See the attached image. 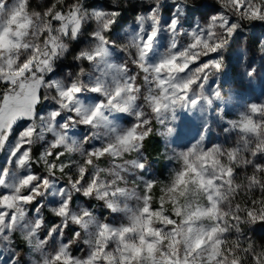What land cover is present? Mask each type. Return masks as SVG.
Returning a JSON list of instances; mask_svg holds the SVG:
<instances>
[{"label":"rangeland","instance_id":"374dc122","mask_svg":"<svg viewBox=\"0 0 264 264\" xmlns=\"http://www.w3.org/2000/svg\"><path fill=\"white\" fill-rule=\"evenodd\" d=\"M80 2L81 0H75V3ZM120 2L119 5H114L112 0H84L88 8L118 7L120 15L110 33L111 38L115 40H122L130 30L134 29L136 16L149 6L147 0H120ZM189 2H194V0H189ZM171 3L172 0H162V7L159 10L161 25L169 19L168 6ZM196 3L198 7L194 6L191 11L186 10L181 15L180 27L185 30L178 38L181 46L188 42L187 31L203 25L212 15L222 11L218 0H196ZM69 6H73V0H62V2L61 0H30L27 3L26 0H14L7 9H0V25H2L0 27V72L6 74L7 78L18 80L24 75L23 68L26 64L34 65L37 69L46 68L45 61L52 59L51 52L59 51L56 45L66 43L68 53L56 57L55 60L56 78L69 84L71 79L79 74L80 68L84 67L83 83L86 86L100 77L110 89L114 83L113 77L117 80L121 78L119 73L111 71L107 72V75H102L107 71L104 63L97 61L98 66H95L73 60V56L81 48L92 46L91 38L88 36V32L92 30L91 23L85 26L76 40L72 41L69 39L61 41L59 32L53 33L49 30L51 28L66 30L65 25L70 21V17L65 18L64 24L54 25L46 12L51 10L55 14L61 8L66 10ZM236 15L240 28L224 53L225 71L220 76L213 74L209 77V82L215 79L217 83L224 84V101L221 107L226 108L227 116L224 120L237 122L234 130L227 131L229 125L225 121L213 119L204 143L199 145L200 151L194 156L189 154L187 157H182L179 153L187 152V147L199 138L197 135L198 122L193 124L187 135L174 143H169L165 148L163 138L159 133L163 132L166 127L179 125L185 115V109L181 101L176 100L174 110L169 106L157 116L147 105L143 104L142 97L146 93L142 91L137 102L144 107L146 118L151 121L149 130L152 132V136L145 141L142 152L134 146L137 143L134 139L126 143H117L118 133L102 124L91 130L84 129V133H88L90 137L87 143L79 140V136L83 135L80 126L74 127L68 133L69 139L66 144H71L73 136H76L79 141L72 146L71 151L66 148L62 149L66 152L64 161L71 164V168L65 169L63 174L57 170L54 178L50 180L49 188L41 189L42 193L45 192L44 195L33 202L44 205L42 212L45 218L44 228L50 225L55 226L52 225L53 223H60L58 218L47 211L51 207L50 202L54 203L58 200L55 195L56 188L66 182L69 176L79 179V168L88 159L86 153L94 148H102L105 144L114 143L118 155L108 154L96 157L91 167L88 168L89 179H96L99 176L101 186L105 183L110 186L115 180L127 192L126 195L112 201L113 206L118 209L116 212L107 208L102 199L95 196L83 197L79 193L72 192V211L78 212L80 209L88 208L93 213V217L88 218L86 230H81L76 224L72 225V228H77L81 232L79 240L69 237L65 229H60L64 239L72 244L69 250L72 255L63 256L64 264H75V257L83 255L89 246L96 251L95 259L102 258L103 264H116L117 257L121 259V264H124V260H127L128 264H152L153 260L168 261L171 257L167 255V252L173 250L177 258L183 257L184 247L187 246L185 235L177 231L170 240L165 235L166 230L171 231L167 224L169 219L175 222L172 228H178L180 224L194 218L195 222L189 227L203 230L199 237L200 254L195 256L193 264H206L209 255L213 253L226 256L229 262L235 258L240 261V264H253L251 254L243 251L249 243L254 245L256 252H264V223L251 225L243 222V212L239 213L242 217L241 222L238 223L233 219L237 215V205L251 209L253 201L264 200V192H261L258 186L249 185V177H252L254 173L258 179L264 181V173L256 170L257 166H264V120L254 119L250 108L251 105H259L264 101V57L258 55L256 51L259 41L264 39V22L253 21L241 14L239 10ZM231 19L233 22L236 20L235 17ZM169 40L170 34L162 29L154 43L150 62H156L159 59L160 54L167 48ZM121 42L126 43V40ZM246 44L251 53L250 59L256 67V75L252 80L246 76L241 79L232 71L240 45ZM124 59L125 57L120 52L113 50V56L108 58L107 62L119 64ZM18 63L19 68L16 67ZM129 68L132 74L139 73L137 84L143 86V74L140 69L130 62ZM68 73H72L73 77L70 78ZM44 74L47 75L46 72ZM22 84L29 95L36 90V83L31 75L22 81ZM229 87L234 89L231 99L226 91ZM194 91L198 97L203 95L205 99L208 98L207 91L201 93L198 88ZM51 94L49 92V95ZM80 98L89 104H95L99 99H103L98 94L88 91L82 93ZM121 103L126 105L128 98L122 97ZM54 107L55 105L50 100L42 102L38 114H46ZM8 108H11V111L0 113V120L10 119L19 112L30 110L16 99L8 101ZM105 111L108 114V110ZM257 111L260 109L258 108ZM114 115L118 117L114 126L118 127L119 132H123L134 122L131 114ZM187 115L190 116L191 113ZM20 123L17 122L10 140L14 141ZM217 145H219V151L207 150ZM42 146L43 142L33 145L37 156L42 151ZM7 156L8 149L0 151V166L6 164ZM141 158L146 164L144 169H139L130 163L139 161ZM230 170L235 173L234 176L230 175ZM32 171L42 178H47L49 175L41 165H35ZM17 179L18 177H14L9 183ZM145 181L153 182L150 196L145 192ZM142 197H147L150 201L151 210L147 216L143 213L139 216L137 214V210L142 207ZM2 203H8L11 207L15 203V193L7 201H0V204ZM20 207L25 213L32 209V205H29V208L22 205ZM143 207L147 210L146 205ZM27 219L31 220L32 217H27ZM104 223L113 228L130 226L131 230L121 231L119 234L104 230L101 235L99 226ZM2 226L5 225L3 218L0 217V227ZM213 226L217 231L223 229V232L219 233L218 243L215 239L216 233L212 231ZM184 231L187 233L186 229ZM133 233L138 234L136 238H133ZM25 234L17 228L14 237L16 243L13 246H19V252L24 256L26 264H32L33 260L36 264H45L47 257L58 246L59 238L57 244H50L41 254L29 248L24 240ZM145 237L154 238L146 240ZM86 241L89 243L86 244ZM35 243L36 240L33 238V244ZM193 246H195L194 242ZM79 248L80 251H78ZM233 252H236L235 257L232 255Z\"/></svg>","mask_w":264,"mask_h":264},{"label":"snow or ice","instance_id":"6c2138e0","mask_svg":"<svg viewBox=\"0 0 264 264\" xmlns=\"http://www.w3.org/2000/svg\"><path fill=\"white\" fill-rule=\"evenodd\" d=\"M13 2L14 0H0V9H7ZM27 2L30 0H26ZM112 2L114 5L121 3L120 0H112ZM147 3L148 8L135 18L136 27L130 30L122 40H115L110 36L120 15L118 7L88 8L85 6L84 0H81L80 3H75L73 0V6L67 7L66 10L61 8L55 14L51 10L46 12L54 25L64 24L65 18L70 17V21L65 25L66 30L49 29L53 33L59 32L61 41L76 40L85 26L91 23L92 30L88 32V36L91 38L92 46L81 48L73 56V60L95 66H98L97 61L104 63L107 71L102 75H107V72L111 71L119 73L121 78L117 80L116 77H113L114 83L110 89L100 77H97L94 83L86 86L83 83L84 67L80 68L79 74L71 79L69 84L56 78L55 60L56 57L68 53L66 43L56 45L59 51L51 52L52 59L45 61L46 68L37 69L34 65L26 64L23 68L24 75L20 76L18 80L7 78L6 74L0 72V85H2L0 87V113L11 111V108H8L10 99H16L30 109L19 112L10 119L0 120V151L8 149L6 164L0 166V201H7L15 193V203L11 207L8 203L0 204V217L3 218L5 225L0 227V264H26L24 256L19 252V246H13L16 243L14 237L17 228L26 233L24 240L29 248L41 254L50 244H57L59 238L58 246L47 257L45 264H64L63 256L72 255L69 251L72 244L64 239L60 229H65L69 237L79 240L81 232L77 228H72V225L76 224L81 230H86L88 218L93 217V213L88 208L80 209L78 212L72 211L73 191L83 197L95 196L102 199L107 208L113 212L118 211L112 201L126 195L127 190L120 187L115 180L110 186L106 183L101 186L99 176L96 179H89L88 168L91 167L96 157L108 154L118 155L116 144L108 143L102 148H94L86 153L88 159L79 168V179L69 176L66 182L56 188L55 195L58 200L54 203L50 202L51 207L47 211L58 218L60 223H53L52 225L55 226L50 225L48 228H44L45 218L42 215L44 205L33 202L44 195L45 192L42 193L41 189L49 188L50 180L54 178L57 170L63 174L65 169L71 168V164L64 161L66 152L62 149L66 148L71 151L72 146L79 142L76 136H73L71 144H66L69 139L68 133L74 127H81L83 135L79 136V140L87 143V139L90 137L88 133H84V129L91 130L102 124L118 133L117 143H126L134 139L137 142L134 146L142 152L145 141L152 136V132L149 130L151 121L146 118L144 107L137 102L143 91L146 93L142 97L143 104L147 105L157 116L169 106L174 110L176 100H180L185 109V115L179 125L171 128L166 127L163 132L159 133L163 138L165 148L169 143H174L187 135L193 124L198 122L197 135L199 138L187 147V152L179 153L182 157H187L189 154L194 156L196 152L200 151L199 145L204 143L213 119L225 121L229 125L227 131L236 128V121L224 120V117L227 116L226 108L221 107L224 101V84L217 83L215 79L209 82V77L213 74L220 76L225 71L224 53L228 50L233 36L240 28L236 15L237 10L253 21L264 22V0H259V2L257 0H218L222 11L212 15L203 25H198L187 31L188 42L182 46L179 44L178 38L185 30L180 27V18L186 10L191 11L192 7H198L196 0L191 3L189 0H172L168 6L169 19L163 25H161L159 11L162 7V0H147ZM231 17L236 18L235 22ZM162 29L170 34L168 46L156 62H150L149 58L153 52L154 43ZM124 40L126 43L121 42ZM113 50L120 52L125 57L119 64L107 62L108 58L113 56ZM256 51L258 55L264 57V39L259 41ZM250 56L247 44L240 45L236 63L232 65L235 76L241 79L246 76L249 80L255 78L256 67ZM202 58L204 59L202 60ZM129 62L138 67L143 74V86H138L139 73H131ZM16 67L19 68V63ZM45 72L47 75L44 74ZM29 75L36 83V90L31 95L25 92L22 84V81ZM68 76L71 78L73 74L68 73ZM197 88L201 90V93L207 91L208 98L205 99L203 95L198 97L194 91ZM85 91L98 94L103 99H99L95 104L86 103L80 98ZM226 91L231 99L234 89L229 87ZM49 92L52 94L49 95ZM125 96L128 98L126 105L121 103V98ZM49 100L55 107L46 114H38L42 102ZM189 105H191L190 108ZM250 108L254 119L264 120V101L259 105L253 104ZM258 108L260 111H257ZM105 110H108V114ZM189 112L190 116L187 115ZM114 114H131L134 117V122L126 130L119 132L118 127L114 126V122L118 119ZM18 121L21 123L13 141L10 140V137ZM142 128L143 130H141ZM49 136L50 138H48ZM37 142H43L42 151L38 156L33 149V145ZM88 147L92 148L90 145ZM207 150L219 151L220 149L217 145L215 148ZM130 163L139 169L146 167L143 158ZM35 165L43 167L44 171L49 174L47 178H42L32 171ZM256 170L264 173V166H257ZM234 174L230 170V175L234 176ZM116 175L119 177V173ZM14 177H18V179L10 184V180ZM249 185L251 187L258 186L261 192H264V181L258 179L255 173L249 177ZM152 187V181L144 182L145 192L149 196ZM252 204L251 209L241 208L240 205H237V215L233 219L238 223L241 222L242 217L239 213L243 212V222L251 225L264 223V200L253 201ZM20 205L27 208L32 205V209L25 213ZM141 205L142 207L137 210L138 216L140 213L147 216L151 210L147 197L141 198ZM145 205L147 210L143 207ZM27 217H32V219L28 220ZM194 222V218L189 219L180 224L178 228H172L175 222L167 220L171 231L166 230L165 235L170 240L177 231L185 235L187 246L184 247V256L177 258L173 250L167 252V255L171 257L170 260H153L152 264H193L195 256L200 254L201 241L199 237L203 231L189 227ZM7 225H11V227H7ZM99 227L101 235L104 230L116 234L131 230L130 226L128 228H113L107 223ZM185 229L187 233H185ZM212 231L216 233L215 239L218 243L219 233L223 232V229L217 231L213 226ZM137 235V233H133V238H136ZM33 238L36 240L35 244H33ZM153 238L145 237L146 240ZM193 242L195 246H193ZM149 248H151V244H149ZM80 250L79 248L78 251ZM243 251L251 254L250 258L253 260V264H264V252H256L253 244L249 243ZM232 255L235 257L236 252H233ZM95 257L96 251L92 246H89L83 255L75 257V264H103L102 258L96 260ZM32 264H36V261L33 260ZM116 264H121L119 257H117ZM124 264H128V261L124 260ZM206 264H240V261L234 258L229 262L226 256L213 253L209 255Z\"/></svg>","mask_w":264,"mask_h":264}]
</instances>
